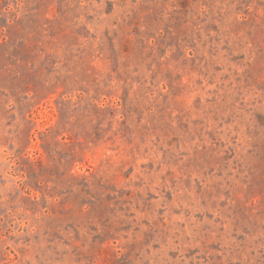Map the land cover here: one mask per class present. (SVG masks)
Segmentation results:
<instances>
[{"label": "rangeland", "instance_id": "rangeland-1", "mask_svg": "<svg viewBox=\"0 0 264 264\" xmlns=\"http://www.w3.org/2000/svg\"><path fill=\"white\" fill-rule=\"evenodd\" d=\"M0 264H264V0H0Z\"/></svg>", "mask_w": 264, "mask_h": 264}]
</instances>
